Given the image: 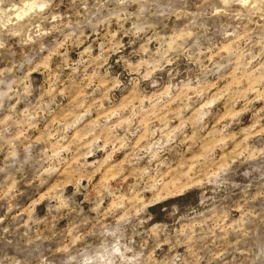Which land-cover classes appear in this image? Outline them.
Masks as SVG:
<instances>
[{
    "label": "rangeland",
    "instance_id": "obj_1",
    "mask_svg": "<svg viewBox=\"0 0 264 264\" xmlns=\"http://www.w3.org/2000/svg\"><path fill=\"white\" fill-rule=\"evenodd\" d=\"M0 264H264V0H0Z\"/></svg>",
    "mask_w": 264,
    "mask_h": 264
}]
</instances>
